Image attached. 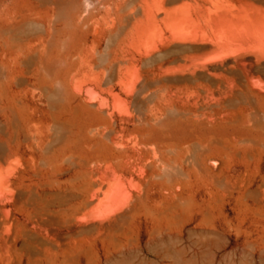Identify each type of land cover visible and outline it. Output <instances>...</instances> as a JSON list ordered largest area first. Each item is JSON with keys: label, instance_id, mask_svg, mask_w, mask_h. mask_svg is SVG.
<instances>
[{"label": "rangeland", "instance_id": "1", "mask_svg": "<svg viewBox=\"0 0 264 264\" xmlns=\"http://www.w3.org/2000/svg\"><path fill=\"white\" fill-rule=\"evenodd\" d=\"M233 4V12L245 10L264 20V0H0V142L12 144L17 151L5 159L0 155L5 166L12 162L10 180L15 192L11 202L10 195L1 196L0 206L5 204L10 210L16 227L21 222L30 226L61 222L74 207L75 220L89 221L88 215L105 191L100 184L113 178L115 171L129 170L127 176L133 182L127 188L132 201L144 198L149 169L170 154V143H179L199 130L190 120L166 124L175 119L177 111H194L202 104L215 107L219 95L213 94L210 84L183 82L177 77L189 76L188 68L191 75L200 66L210 69L219 61L230 70V59H211L214 48L209 40L215 31L211 17L220 11L218 7ZM182 11L189 12L196 24L192 29L195 40H182L172 32L171 18ZM142 31L154 35L150 44L140 48ZM175 41L192 43V51L182 52L178 49L182 44ZM205 45L210 46L208 50ZM167 49L180 53L145 62ZM255 75L264 82V72ZM131 77L135 87H125ZM169 77L176 81L170 78L172 82H167ZM143 83L150 85L145 93L140 92ZM88 88L104 98L106 115L100 127L99 111L84 100ZM142 96L147 105L138 109L134 105ZM70 129L73 134L67 139ZM145 161L151 162L149 169L142 167ZM252 164L250 171L245 166L237 168L238 174L228 184L222 175L216 186H206L171 167L176 202L194 204L193 211H200L185 226L176 215L172 225L180 232L175 236L194 239L204 233L219 254L229 258L264 255V245L255 250L261 242L258 235L263 222L250 210L252 200L246 198L238 204L233 198L252 184L250 190L264 199V163L259 174ZM223 165L219 159L214 172L221 174ZM33 189L38 192V208L43 209L38 213L23 199ZM90 201L93 203L88 204Z\"/></svg>", "mask_w": 264, "mask_h": 264}, {"label": "bare ground", "instance_id": "2", "mask_svg": "<svg viewBox=\"0 0 264 264\" xmlns=\"http://www.w3.org/2000/svg\"><path fill=\"white\" fill-rule=\"evenodd\" d=\"M45 1L60 3L62 0ZM229 2L232 3V1ZM234 4L217 8L220 11L215 12L211 17L215 27L214 36L209 40L214 48L211 59H230L232 62L228 63L230 70L226 69V64L219 61V63L212 64L210 69H206L204 65L200 66L199 71L191 72V75L188 68L189 76L186 72V77L183 78L175 75L183 82L204 81L210 84L213 94L217 92L219 95L215 107L202 104L194 111H177L175 119L166 124L172 125L184 122L183 120H190L197 123L199 130L192 135L182 137L179 143H170L168 151L170 154L164 153L163 160L157 166H152L151 170L148 166L151 162H144L142 167L150 171L144 198L132 201L127 184H131L133 180L127 176L129 170H125L115 171L113 178H106L105 182L100 184L105 191L102 197L97 199V205L88 215L89 221L75 220L77 209L74 207L69 209L70 213H67L61 222H41L31 226L21 222L16 227L14 219L10 216V210L2 204L0 206V264H264L262 254L253 253L241 258L221 256L216 246L210 244L204 233L194 239L179 238L175 234H179L180 230L175 231L172 225L176 215L183 219V226H185L189 220L198 217L200 211L199 213L193 211L195 210L194 204L176 202L171 167H177L187 177L194 176L206 186H216V181L222 175L225 183L228 184L232 178L236 177L235 174H238L237 168L241 170L245 166V169L250 171L252 163L257 174L262 172L264 82L256 79L254 74L264 72V20L250 16L245 10H240L238 13L233 12L232 9L236 7ZM171 23L172 32L178 34L180 39H196L192 31L196 24L191 20L189 12L182 11L180 14L173 15ZM148 32H141L140 48L141 44L147 46L151 43V36L154 34H151V31ZM201 41L207 42L208 40L201 39ZM206 45L205 49L208 50L210 46ZM191 47H193L192 43H183L178 49L182 51ZM196 48H193V51ZM199 48V50L204 49V47ZM175 52L177 51L167 49L165 52H158L146 58L145 62L155 63L162 57L176 54ZM170 78L173 80V77H169L167 82L168 79L172 82ZM127 86L135 87L132 77L125 84V87ZM149 87V84L143 83L140 92L145 93ZM86 93L84 100L88 107L96 108L100 113L97 123L100 127L106 115L104 98L99 99L94 88H88ZM143 98L144 96L137 98L134 106L138 109L147 105ZM131 103L129 101L128 105ZM167 111L172 112V109ZM149 114L152 115L151 112ZM215 115L218 117L214 118ZM72 134L73 129H70L67 139ZM44 142L41 140V143ZM12 147V144L0 142V155L3 159L16 154L17 151ZM57 157L54 156L55 159ZM219 159L224 162V165L221 174H216L214 169ZM146 160L148 162V159ZM149 160H151L150 156ZM127 163L129 166L130 162ZM146 165L148 167H145ZM140 169L143 170V168ZM88 171L87 173H90ZM11 172L12 162L5 166L0 160V197L4 194L10 195V202L13 201L15 193L14 184L10 180ZM166 177L169 178V182L165 181ZM251 186L252 184L248 185L245 191L238 190L236 197L233 198L238 204H242V200L246 198L252 200L254 207L250 210L257 215L258 220L263 222L262 232L258 235V240L261 242L255 246V250H261L264 245V215H261L264 211V199H259V193L250 190ZM164 190L168 193H163ZM37 193V190L33 189L32 193H28L27 199L23 196L35 213L43 210L38 208L39 202L35 197ZM209 194L215 196L217 193L209 192ZM92 203L93 201H90L88 204ZM3 216L7 217L6 221Z\"/></svg>", "mask_w": 264, "mask_h": 264}]
</instances>
